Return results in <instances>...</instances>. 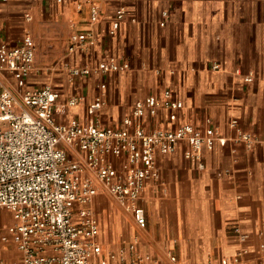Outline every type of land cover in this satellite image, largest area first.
<instances>
[{"label": "crops", "instance_id": "0c3cea01", "mask_svg": "<svg viewBox=\"0 0 264 264\" xmlns=\"http://www.w3.org/2000/svg\"><path fill=\"white\" fill-rule=\"evenodd\" d=\"M93 7L100 12L95 23ZM120 9L124 17L111 36ZM77 33L89 35V46L70 52V37ZM28 36L36 44L33 71L1 77L18 95L52 86L59 94L58 123L119 129L146 98L163 100L170 93L184 104L177 119L164 109L145 114L147 131L191 124L201 132L214 127L226 139L224 146L203 148L200 162L186 159V143L173 154H156L159 179L146 184L140 201L146 229L100 188L91 208L104 257L140 256L145 264H171V255L175 264H264V0H0V45L18 47ZM109 63L117 70L104 74ZM213 63L220 69L213 70ZM68 68L91 73L72 78ZM248 75L252 83L245 81ZM97 96L104 102L99 113ZM72 98L78 99L75 106L68 104ZM241 132L256 138L253 149L238 141ZM117 165L124 173L127 162ZM15 224L12 212L0 208V232ZM20 259L11 239L0 244V263Z\"/></svg>", "mask_w": 264, "mask_h": 264}, {"label": "built area", "instance_id": "2783aa9c", "mask_svg": "<svg viewBox=\"0 0 264 264\" xmlns=\"http://www.w3.org/2000/svg\"><path fill=\"white\" fill-rule=\"evenodd\" d=\"M99 15L98 8L93 7L91 23L97 22ZM123 17V10H117L111 36L119 31ZM25 20L32 21V16L25 15ZM89 43L86 33L74 34L69 51H84ZM35 56L36 44L29 36L18 47L0 45V208L11 211L16 221L5 233L0 232V244L10 239L14 242L21 253L17 264H145L140 256L126 259L111 253L104 257L98 242V219L91 208L99 189L130 213L140 229H146V211L140 201L146 184L159 179L156 154H173L186 143V159L200 162L203 148L213 150L216 142L224 146L226 139L214 127L201 132L191 124L175 130L147 131L142 121L145 114L156 116L164 109L170 112V120L177 119L184 104L170 93L163 100L146 98L119 129L99 123L85 128L77 120L60 124L54 116L59 94L52 86L18 95L1 77L3 72L27 76L34 69ZM211 67L220 69L218 63ZM116 70L117 66L109 63L102 72ZM68 71L72 78L91 73L89 68ZM235 73L243 75L241 68ZM245 81L252 83L253 77L245 76ZM24 85L25 81L19 79L18 86ZM100 89H106V85ZM77 103L76 98L68 102L70 106ZM103 103L97 96L96 112ZM238 141L253 149L257 140L241 132ZM122 159L127 162L124 173L117 165ZM235 231L240 233L239 229ZM240 237L245 239L244 235ZM135 249L136 243L130 244V250ZM169 259L171 264L177 262L173 255Z\"/></svg>", "mask_w": 264, "mask_h": 264}, {"label": "rangeland", "instance_id": "374dc122", "mask_svg": "<svg viewBox=\"0 0 264 264\" xmlns=\"http://www.w3.org/2000/svg\"><path fill=\"white\" fill-rule=\"evenodd\" d=\"M119 207H121L119 204H117ZM122 208V207H121ZM96 211L98 212V209H97V207H96Z\"/></svg>", "mask_w": 264, "mask_h": 264}]
</instances>
